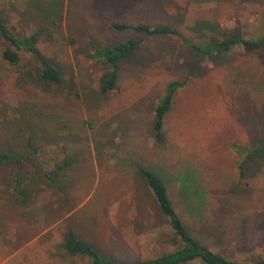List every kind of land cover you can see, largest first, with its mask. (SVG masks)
I'll return each mask as SVG.
<instances>
[{"label":"rangeland","instance_id":"1","mask_svg":"<svg viewBox=\"0 0 264 264\" xmlns=\"http://www.w3.org/2000/svg\"><path fill=\"white\" fill-rule=\"evenodd\" d=\"M0 10L17 36L41 33L38 48L63 79L43 81L28 53L17 65L0 55V153L26 152L31 137L39 169L68 163L57 185L24 168L21 193L15 169L0 168V264H88L63 250L69 229L120 262L174 250L139 165L162 178L208 249L236 262L264 258V46L197 59L176 36L111 28L162 24L199 46L254 41L264 0H0ZM131 39L140 44L121 61L116 88L100 93L106 67L89 59L90 46ZM173 81L185 85L158 143L154 111Z\"/></svg>","mask_w":264,"mask_h":264},{"label":"trees","instance_id":"2","mask_svg":"<svg viewBox=\"0 0 264 264\" xmlns=\"http://www.w3.org/2000/svg\"><path fill=\"white\" fill-rule=\"evenodd\" d=\"M111 28L116 32L134 31L143 33L149 37L162 35L176 36L195 54L197 59L202 57H213L228 52L238 45L243 46L246 50H253L264 46V35L254 41L241 38L238 35H233L221 40H211L205 45L199 46L189 43L183 38L179 31L162 24L152 26L146 24L134 25L113 22L111 23ZM43 29L47 30L45 27H43ZM0 37L6 43V47L0 53L2 60L10 65H17L20 62V53H28L37 64L39 76L43 81L54 84L62 83L63 79L59 70L47 60L38 48L41 37V33L38 30L28 35H23L22 37L17 36L6 25L0 10ZM139 44V40L131 39L112 46H90L89 59L102 62L106 67V71L100 80V93L106 94L116 88L121 61L128 57ZM184 85L185 82H170L166 87L163 97L155 108L152 130L154 139L158 143H163L164 141L163 125L165 115L171 108L175 93ZM26 148L27 151L23 153H12L11 151L0 153V168L10 167L15 169L14 189L16 192L21 193L20 182L24 168L33 172L44 182L57 185L58 182L55 178V174L68 165V163L65 162L59 165L51 172L43 171L34 164V158L38 153V149L34 146L31 137L26 140ZM262 148L264 149V144L260 149ZM242 168L241 165L240 169L242 170ZM137 169L154 197L159 217L165 221L166 228H168V232L165 233L164 236V242L177 247L155 258L138 259L132 263H126L104 257L95 246L80 240L75 233L69 229L62 243V248L67 255L71 257H85L88 260V264H190L195 261L201 264H264V258L250 262H236L208 249L189 232L188 227L180 217L176 207L169 199L167 188L162 178L154 171L140 165Z\"/></svg>","mask_w":264,"mask_h":264}]
</instances>
